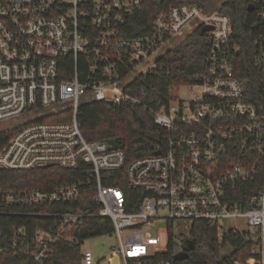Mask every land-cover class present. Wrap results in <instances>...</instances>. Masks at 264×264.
Wrapping results in <instances>:
<instances>
[{"label": "built area", "instance_id": "built-area-1", "mask_svg": "<svg viewBox=\"0 0 264 264\" xmlns=\"http://www.w3.org/2000/svg\"><path fill=\"white\" fill-rule=\"evenodd\" d=\"M231 1L0 0V122L15 120L18 127L0 147V169L82 167L87 175L52 190L0 189V200L66 204L89 192L95 205L9 211L55 219L34 233L35 264L68 238L66 228L90 217L111 219L118 242L112 255L122 264H173L161 255L177 220L204 221L218 235L247 232L245 264H264V0H243L260 22L254 60L263 77L256 100L237 73L242 48L231 15L222 10ZM142 12L148 19L131 27V21H143ZM205 25L211 29L204 33L210 40L204 69L175 87V99L152 110L155 123L169 133L164 150L128 161L122 148L85 138L77 118L83 96L138 102L128 86L139 74L155 71L157 58L152 66L147 59ZM182 85L190 87L187 99L179 96ZM107 181H124V187ZM126 189L140 199L133 202ZM226 219H242L246 229L226 228ZM156 221L167 224L161 229ZM94 262L91 251L83 252L84 264Z\"/></svg>", "mask_w": 264, "mask_h": 264}, {"label": "trees", "instance_id": "trees-1", "mask_svg": "<svg viewBox=\"0 0 264 264\" xmlns=\"http://www.w3.org/2000/svg\"><path fill=\"white\" fill-rule=\"evenodd\" d=\"M223 11L229 13L235 26V38L241 44L242 51L237 56V73L244 82L247 94L252 100L259 99L262 93L261 79L263 69L256 65L254 55L257 46L259 20L253 12L247 10L243 0H232L225 4ZM142 20H134L131 27L143 23L148 18L141 13ZM139 33V32H137ZM210 40L200 34L198 29L187 35L176 45L166 48L157 57L154 72L139 74L129 84L128 89L138 102L113 104L105 101L81 103L77 118L81 131L89 141H106L111 146L122 148L128 161L164 150L169 133L158 126L152 110L168 104L177 96L176 86L191 81L195 74L204 69L207 46ZM14 131H0V147L14 134ZM87 178L79 167L67 169L59 166H45L33 169H0V189L20 190L37 188L52 190L62 185ZM107 184H120L124 181H107ZM133 202L140 199V193L126 189ZM91 193H86L77 201L42 205L17 206L0 200V264H35L31 252L36 248L33 237L37 229H49L55 219L46 216L9 214L17 209H37L40 211H59L86 208L95 209L90 200ZM86 198L85 204L83 200ZM133 203L129 207H132ZM172 225V224H171ZM68 238L60 239L51 246L48 256L37 264H83L82 245L90 237L112 234L113 224L106 217H90L79 220L65 229ZM189 237L194 247L183 260H174L179 246L185 247V237L177 242L173 229H170V241L161 258L173 261V264H218L223 259L227 264H234L238 259L242 264L249 257L250 241L247 232L225 231L218 235L216 228L204 221L191 222ZM231 252H225V248Z\"/></svg>", "mask_w": 264, "mask_h": 264}, {"label": "rangeland", "instance_id": "rangeland-1", "mask_svg": "<svg viewBox=\"0 0 264 264\" xmlns=\"http://www.w3.org/2000/svg\"><path fill=\"white\" fill-rule=\"evenodd\" d=\"M186 37V34L184 37H178L172 39V41L164 46V48H169L174 45H176L179 41L184 39ZM163 49H160L153 53L146 61V63L149 66L153 65V62L155 59L164 51ZM141 71L138 69L134 73L130 74L127 81L134 78L136 75H138ZM190 87L188 85H182L179 89V96L180 98L187 99L190 97ZM88 98L86 96H83L81 98V102H87ZM17 121L15 120H8V121H2L0 122V131H14L18 130V127L15 126ZM156 224L159 226V228L164 229L165 225L167 224L165 221H156ZM221 224L225 226L226 228L231 227H237L238 230H245V222L242 219H226L222 220ZM174 233H175V239L177 242H180L184 237L189 236L190 234V227L191 222L186 220H177L175 221L173 225ZM162 241H165L166 239V232L162 231L160 233ZM118 245L117 238L115 235L110 234H102L94 237H90L86 239L82 245V251H91L94 255L95 262L93 264H122L120 260H115V256L112 255L113 249ZM181 248V246H179ZM154 247H151V250H153ZM232 250L231 248L227 247L225 248V252L230 253ZM84 264V263H83Z\"/></svg>", "mask_w": 264, "mask_h": 264}, {"label": "water", "instance_id": "water-1", "mask_svg": "<svg viewBox=\"0 0 264 264\" xmlns=\"http://www.w3.org/2000/svg\"><path fill=\"white\" fill-rule=\"evenodd\" d=\"M253 10V5H249L248 6V11H252ZM211 29L210 26H203L201 29H200V34H204L206 30H209ZM159 152V151H158ZM194 247V241L193 239L191 238H188L187 239V246H186V249L184 250H181V251H178L177 253L174 254V260H183V259H186L188 256H189V251L191 249H193ZM218 264H227L223 259H220L218 261Z\"/></svg>", "mask_w": 264, "mask_h": 264}]
</instances>
